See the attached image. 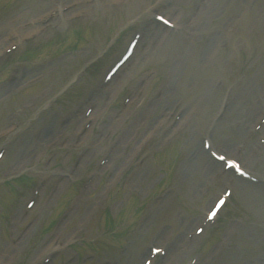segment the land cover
<instances>
[{
	"label": "rangeland",
	"instance_id": "1",
	"mask_svg": "<svg viewBox=\"0 0 264 264\" xmlns=\"http://www.w3.org/2000/svg\"><path fill=\"white\" fill-rule=\"evenodd\" d=\"M35 37L54 42L0 72V264H141L152 245L153 264H264V183L202 147L264 178V0H0V55Z\"/></svg>",
	"mask_w": 264,
	"mask_h": 264
},
{
	"label": "bare ground",
	"instance_id": "2",
	"mask_svg": "<svg viewBox=\"0 0 264 264\" xmlns=\"http://www.w3.org/2000/svg\"><path fill=\"white\" fill-rule=\"evenodd\" d=\"M152 108H153V107H152ZM128 137H129V136H128ZM125 140H126V137H125ZM130 140H131V137L128 139V144H129ZM209 163L212 164V165H214V166H215L216 164H218V163H217L215 160H213V159H212V160H209ZM143 167H144V166H143ZM210 167H211V166H209V164H206L205 167H204V170H206V169L209 170ZM142 169H143V168H142ZM228 201H229V200H228ZM226 205H227V203H226ZM226 205H225V206H226ZM225 206H224V207H225ZM224 207H223V208H224ZM179 246H180V245H179ZM179 249H180V248H179L178 246H175V247H174V251H176L175 255L178 253ZM174 251L171 252V254H174ZM175 255H174V256H175ZM174 256H173V257H174ZM173 257H172V258H173Z\"/></svg>",
	"mask_w": 264,
	"mask_h": 264
},
{
	"label": "snow or ice",
	"instance_id": "3",
	"mask_svg": "<svg viewBox=\"0 0 264 264\" xmlns=\"http://www.w3.org/2000/svg\"><path fill=\"white\" fill-rule=\"evenodd\" d=\"M162 19V18H161Z\"/></svg>",
	"mask_w": 264,
	"mask_h": 264
}]
</instances>
